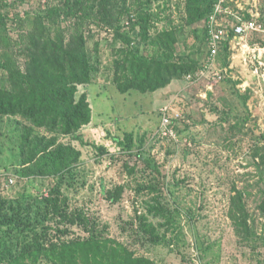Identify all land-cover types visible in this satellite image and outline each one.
Returning <instances> with one entry per match:
<instances>
[{
    "label": "rangeland",
    "instance_id": "obj_1",
    "mask_svg": "<svg viewBox=\"0 0 264 264\" xmlns=\"http://www.w3.org/2000/svg\"><path fill=\"white\" fill-rule=\"evenodd\" d=\"M213 1L207 0L206 6ZM67 3L0 0V13L29 11L33 16ZM189 5L190 0H151L150 4L146 0H82L79 10L86 14L88 10L90 18L61 16L56 30L66 42L76 40L81 30L100 42L95 56L98 70L82 87L88 93L92 121L75 134L58 136L60 142L80 151L73 169L65 176L41 175L30 168L36 167L40 157L26 162L29 150L22 146L23 128L30 123L21 116L0 115L1 213H7L13 203L33 205L35 215L36 204L54 189L70 218L38 217L39 229L43 224L49 227L48 239L82 238L89 235L87 228L98 224L100 234L128 242L154 264H264L260 208L264 200V29L248 32L242 41L245 47L239 44L241 39L229 37L215 72L202 76L209 58L208 20L191 22ZM225 6L233 13L224 19L225 25L251 17L264 22V0H225ZM145 11L150 16L151 38L134 42L140 51L149 56L165 54L164 47L153 42L162 32H173L174 56L194 60L197 68L155 91L132 88L123 93L114 81L116 50L125 45L123 36L130 32L131 20ZM27 30L7 23L1 31L15 38L22 32L28 40ZM17 45L6 52L25 70V56ZM166 105L175 122L172 135L163 134L161 128ZM35 133L50 136L45 128H36ZM128 135L134 140L132 149L124 144ZM239 190L247 192L255 232L251 241L239 235L229 216ZM156 204L172 211L174 226L162 225L166 219L150 211ZM142 218L156 226L159 238L142 229ZM136 231L138 242L132 236ZM15 235L30 236L25 228ZM38 264L54 263L43 259Z\"/></svg>",
    "mask_w": 264,
    "mask_h": 264
},
{
    "label": "trees",
    "instance_id": "obj_2",
    "mask_svg": "<svg viewBox=\"0 0 264 264\" xmlns=\"http://www.w3.org/2000/svg\"><path fill=\"white\" fill-rule=\"evenodd\" d=\"M146 1L150 4L151 0ZM206 2L190 0L191 22L202 18L209 20L217 0L208 2L207 6ZM81 5L82 0H69L62 8L49 6L45 13L33 16L29 11L24 15L0 13V70L4 76L0 78V115L21 116L30 123L23 128L22 146L29 150L26 162L31 163L40 157L36 167L30 168L41 175L65 176L66 172L73 169L79 160L80 151L60 142L58 136L75 134L92 121L88 93L82 87L93 80L98 70L95 56L100 42L93 41V37L86 36V31L82 30L78 31L75 42H66L64 35L56 30L61 16L69 18L79 14L90 18L88 10L87 14L86 10H79ZM149 19L146 11L132 19L130 32L123 36L125 45L116 50L118 59L115 61L114 81L123 93L132 88L144 92L155 91L167 86L175 78L190 72L192 74L197 68L194 60L174 56L176 37L173 32H162L153 42L163 46L165 54L149 56L140 51L135 44L148 42L151 38ZM7 23L18 24L20 30L28 29V40L22 32L19 38L8 32L4 34L1 30ZM230 31V37H233L235 31ZM2 42L6 47H1ZM15 43L20 48L18 52L25 56V70L16 65L6 52V48L12 49L11 45ZM174 123L172 126L175 130ZM36 128H45L50 136L34 134ZM124 144L132 149L133 137L128 135ZM55 191L52 189L49 197L39 200L35 215L32 214L33 205L27 208L26 204L17 207L12 203L7 213L0 212V264H38L43 259L54 264H154L149 257L138 255L128 242L109 239L100 234L98 224L93 226L95 229L87 228L89 235L82 238L48 239L49 227L43 224V228L39 229L38 217L70 218L68 210L60 204L57 196L59 191ZM246 194V190L237 191L232 199L229 216L239 235L251 241L255 232L250 223ZM260 208L264 214V200ZM150 211L166 219L162 225L174 226L175 218L170 209L156 204L150 207ZM141 226L145 232L159 238L158 229L146 218H142ZM24 228L30 235L29 239H20L19 235H15L17 231H24ZM136 233L132 236L138 242L139 232Z\"/></svg>",
    "mask_w": 264,
    "mask_h": 264
},
{
    "label": "built area",
    "instance_id": "obj_3",
    "mask_svg": "<svg viewBox=\"0 0 264 264\" xmlns=\"http://www.w3.org/2000/svg\"><path fill=\"white\" fill-rule=\"evenodd\" d=\"M226 10H228V8L225 6V0H217L214 12L208 20L209 58L200 72L202 76L206 75L208 71L215 72L214 67L217 62L219 52L224 42L231 36L230 29H234L235 33L233 38L238 41L241 39V42L238 43L242 44L243 47H245L246 44H243L242 41L248 32L261 31L264 29L263 24L259 23L254 17L251 19L239 18L234 25H230L229 22L228 25H225L224 19L233 14L232 10L228 12ZM257 50L260 51L258 48L254 49V51ZM171 110L170 106L167 105L162 108L161 128L163 134L165 135H172L174 133Z\"/></svg>",
    "mask_w": 264,
    "mask_h": 264
}]
</instances>
